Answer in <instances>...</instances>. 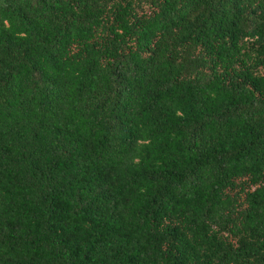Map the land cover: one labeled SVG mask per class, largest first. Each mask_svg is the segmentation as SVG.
Wrapping results in <instances>:
<instances>
[{"label": "trees", "instance_id": "16d2710c", "mask_svg": "<svg viewBox=\"0 0 264 264\" xmlns=\"http://www.w3.org/2000/svg\"><path fill=\"white\" fill-rule=\"evenodd\" d=\"M0 264H264V0H0Z\"/></svg>", "mask_w": 264, "mask_h": 264}]
</instances>
